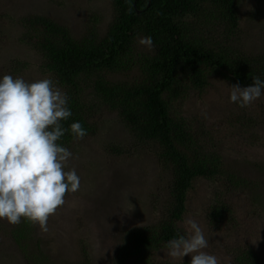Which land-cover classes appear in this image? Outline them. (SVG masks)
I'll return each instance as SVG.
<instances>
[{"label":"rangeland","instance_id":"rangeland-1","mask_svg":"<svg viewBox=\"0 0 264 264\" xmlns=\"http://www.w3.org/2000/svg\"><path fill=\"white\" fill-rule=\"evenodd\" d=\"M31 17L66 27L76 40L94 29L100 39L113 21L114 6L112 0H0V77L11 75L30 83L49 78L40 70L41 59L24 43L25 20ZM227 17L222 7L210 2L182 23L193 35L204 39L212 35L214 41L228 42L242 53L263 55L264 6L255 0H239L237 28H232ZM140 38L134 39L130 54L136 59L152 52L139 45ZM17 62L26 64L25 68L16 69L13 64ZM137 75L135 71L108 78L133 83ZM231 86L214 77L204 91L192 90L174 102L178 116L191 119L205 151L218 153L224 171L242 179L239 185L228 184L227 179L195 180L186 212L177 223L189 235L187 221L195 220L209 240L205 251L216 255L220 264H237L246 250L264 256V96L240 108L229 102ZM87 97L86 101L92 100ZM93 100L95 106L86 110L93 134L74 140L67 148L72 157L65 170H76L80 188L66 194L64 205L49 217L47 232L29 223L24 250L14 237L25 221L11 225L0 220V264H118L130 231L159 230L167 220L171 173L160 157L163 150L135 139L116 112ZM218 196L230 214L215 228L207 215ZM166 253V248L159 250L154 262L182 264ZM190 259L184 257L183 264ZM136 260L133 257L124 264Z\"/></svg>","mask_w":264,"mask_h":264},{"label":"trees","instance_id":"trees-1","mask_svg":"<svg viewBox=\"0 0 264 264\" xmlns=\"http://www.w3.org/2000/svg\"><path fill=\"white\" fill-rule=\"evenodd\" d=\"M112 1L114 18L100 39L94 29L76 40L66 27L44 17H31L25 20L28 31L24 43L41 59V72L67 93L72 116L62 122L65 129L80 122L86 136L93 134L86 110L95 106V99L116 112L135 139L163 150L160 157L171 173L167 220L159 230L130 231L129 244L120 252L118 263L135 257L134 264H156L154 255L166 248V242L184 235L177 223L186 212L187 195L195 180L227 179L228 184L236 185L242 181L224 171L218 153L205 151L191 119L178 116L174 102L192 90L204 91L214 77L241 88L251 86L252 77L264 79V54H245L228 42L214 41L212 35L205 39L193 35L182 23L200 5L211 2L222 7L232 28H237L239 0ZM255 2L264 6V0ZM145 36L153 39L152 52L136 59L130 55L134 39ZM13 66L19 70L26 64L17 62ZM135 71L138 78L133 83L108 78L109 74L128 75ZM87 96L92 100L86 101ZM73 141L72 135L66 133L58 143L68 148ZM218 197L207 215L215 228L225 220L226 213L230 214ZM29 225L25 222L15 232V241L22 250L29 240ZM237 264H264V256L246 250Z\"/></svg>","mask_w":264,"mask_h":264},{"label":"clouds","instance_id":"clouds-1","mask_svg":"<svg viewBox=\"0 0 264 264\" xmlns=\"http://www.w3.org/2000/svg\"><path fill=\"white\" fill-rule=\"evenodd\" d=\"M139 45L151 50L153 39L145 36ZM229 102L247 108L264 96V79L252 77V85L230 87ZM72 116L67 93L58 82L44 78L0 77V220L11 225L25 221L47 232L49 217L64 205L67 193H75L81 180L75 169L65 170L72 153L58 141L70 133L82 140L87 131L80 122L65 129ZM189 235L166 242L167 256L190 264H220L205 249L209 240L195 220H188Z\"/></svg>","mask_w":264,"mask_h":264}]
</instances>
